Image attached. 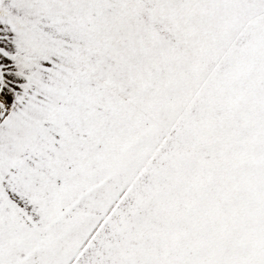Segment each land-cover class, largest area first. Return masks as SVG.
<instances>
[{
  "label": "snow or ice",
  "instance_id": "obj_1",
  "mask_svg": "<svg viewBox=\"0 0 264 264\" xmlns=\"http://www.w3.org/2000/svg\"><path fill=\"white\" fill-rule=\"evenodd\" d=\"M0 264H264V0H0Z\"/></svg>",
  "mask_w": 264,
  "mask_h": 264
}]
</instances>
